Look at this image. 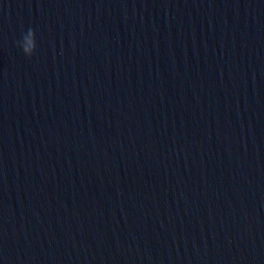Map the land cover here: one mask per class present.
<instances>
[{"label": "water", "instance_id": "95a60500", "mask_svg": "<svg viewBox=\"0 0 264 264\" xmlns=\"http://www.w3.org/2000/svg\"><path fill=\"white\" fill-rule=\"evenodd\" d=\"M0 264H264V0H0Z\"/></svg>", "mask_w": 264, "mask_h": 264}, {"label": "clouds", "instance_id": "9594fccd", "mask_svg": "<svg viewBox=\"0 0 264 264\" xmlns=\"http://www.w3.org/2000/svg\"><path fill=\"white\" fill-rule=\"evenodd\" d=\"M15 44L17 49L25 58H32L37 51L35 30L32 28L22 30Z\"/></svg>", "mask_w": 264, "mask_h": 264}]
</instances>
